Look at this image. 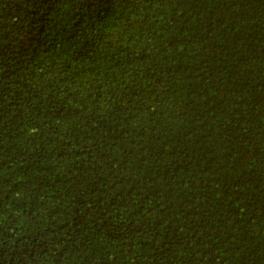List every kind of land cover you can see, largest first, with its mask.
<instances>
[{"label":"trees","instance_id":"16d2710c","mask_svg":"<svg viewBox=\"0 0 264 264\" xmlns=\"http://www.w3.org/2000/svg\"><path fill=\"white\" fill-rule=\"evenodd\" d=\"M0 264H264V0H0Z\"/></svg>","mask_w":264,"mask_h":264}]
</instances>
